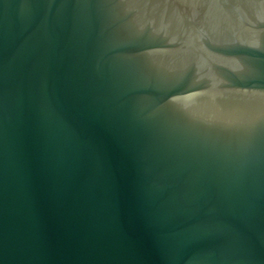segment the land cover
I'll return each instance as SVG.
<instances>
[{
    "label": "water",
    "instance_id": "1",
    "mask_svg": "<svg viewBox=\"0 0 264 264\" xmlns=\"http://www.w3.org/2000/svg\"><path fill=\"white\" fill-rule=\"evenodd\" d=\"M0 264H264V0H0Z\"/></svg>",
    "mask_w": 264,
    "mask_h": 264
}]
</instances>
